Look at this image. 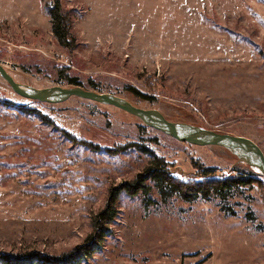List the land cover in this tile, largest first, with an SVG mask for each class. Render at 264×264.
<instances>
[{
	"label": "rangeland",
	"instance_id": "rangeland-1",
	"mask_svg": "<svg viewBox=\"0 0 264 264\" xmlns=\"http://www.w3.org/2000/svg\"><path fill=\"white\" fill-rule=\"evenodd\" d=\"M47 1L0 0V65L16 83L75 79L168 121L250 139L264 154V0H61L71 50L52 34ZM153 155L180 180L200 173L197 162L257 183L225 201L163 198L149 181L147 195L121 191L107 233L77 264H264V177L231 152L180 143L91 101L24 99L1 77L0 253L60 257L87 244L111 190Z\"/></svg>",
	"mask_w": 264,
	"mask_h": 264
},
{
	"label": "trees",
	"instance_id": "trees-1",
	"mask_svg": "<svg viewBox=\"0 0 264 264\" xmlns=\"http://www.w3.org/2000/svg\"><path fill=\"white\" fill-rule=\"evenodd\" d=\"M47 2L45 10L50 18L53 36L64 49H73L76 46V40L72 35V21L69 14L62 10L61 0H48ZM69 84L73 87L83 88L81 83L75 79L70 80ZM130 91L134 97L140 100H150L149 97L135 89H130ZM89 147L91 146L89 145ZM193 168L200 173L193 177H187L186 180H180L171 174L168 165L162 159L153 155L151 165L142 174L137 175L132 183L111 190L106 207L92 220V234L87 240V244L77 247L66 256L60 257H52L37 251L14 255L0 253V264H77L81 259L94 252L97 244L107 233L108 225L116 216L114 207L119 193L126 191L133 196L142 192L147 195L149 187L145 184L148 181L155 184L161 197L176 195L185 202H193L197 199L207 201L212 195L225 201L232 190L242 189L257 183L252 174L218 177L212 174V170L206 169L197 162L193 163ZM89 241L92 242L88 245Z\"/></svg>",
	"mask_w": 264,
	"mask_h": 264
},
{
	"label": "water",
	"instance_id": "water-1",
	"mask_svg": "<svg viewBox=\"0 0 264 264\" xmlns=\"http://www.w3.org/2000/svg\"><path fill=\"white\" fill-rule=\"evenodd\" d=\"M0 77L18 96L44 104H61L70 98L91 101L123 111L142 122L150 129L158 131L180 143L197 147H221L237 157L243 163L264 177V154L250 139L222 134L189 124L168 121L156 110H144L134 106L126 99L107 93L88 91L81 87H52L34 89L22 86L14 81L9 73L0 65Z\"/></svg>",
	"mask_w": 264,
	"mask_h": 264
}]
</instances>
